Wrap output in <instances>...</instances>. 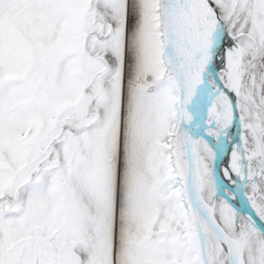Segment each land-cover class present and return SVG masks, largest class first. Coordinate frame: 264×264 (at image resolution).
<instances>
[{"label": "snow or ice", "instance_id": "1", "mask_svg": "<svg viewBox=\"0 0 264 264\" xmlns=\"http://www.w3.org/2000/svg\"><path fill=\"white\" fill-rule=\"evenodd\" d=\"M0 264H264V0H0Z\"/></svg>", "mask_w": 264, "mask_h": 264}]
</instances>
